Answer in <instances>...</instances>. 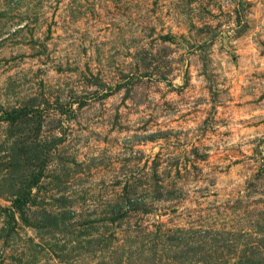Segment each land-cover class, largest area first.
<instances>
[{
  "label": "rangeland",
  "instance_id": "rangeland-1",
  "mask_svg": "<svg viewBox=\"0 0 264 264\" xmlns=\"http://www.w3.org/2000/svg\"><path fill=\"white\" fill-rule=\"evenodd\" d=\"M0 264H264V0H0Z\"/></svg>",
  "mask_w": 264,
  "mask_h": 264
}]
</instances>
